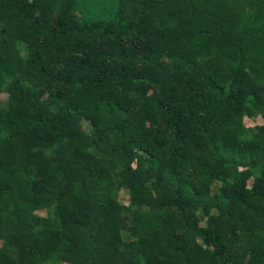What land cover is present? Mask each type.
I'll return each instance as SVG.
<instances>
[{
  "label": "trees",
  "instance_id": "16d2710c",
  "mask_svg": "<svg viewBox=\"0 0 264 264\" xmlns=\"http://www.w3.org/2000/svg\"><path fill=\"white\" fill-rule=\"evenodd\" d=\"M2 94L0 264H264V0H0Z\"/></svg>",
  "mask_w": 264,
  "mask_h": 264
},
{
  "label": "rangeland",
  "instance_id": "374dc122",
  "mask_svg": "<svg viewBox=\"0 0 264 264\" xmlns=\"http://www.w3.org/2000/svg\"><path fill=\"white\" fill-rule=\"evenodd\" d=\"M6 99V95L5 94H2L0 95V100L1 101H4ZM245 122H246V126L249 130L253 129L256 125L258 124H263L264 123V119H262V117H259L258 119L256 120H252V119H249V118H246L245 119ZM83 127L86 131L90 132L91 131V126L90 124L88 123V121H84L83 122ZM118 200L127 205L128 204V195L125 191H120L119 194H118ZM32 209L39 215H42L44 216L46 213H45V210L43 207H32ZM61 264H69V263H66V262H62Z\"/></svg>",
  "mask_w": 264,
  "mask_h": 264
}]
</instances>
